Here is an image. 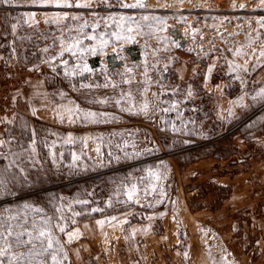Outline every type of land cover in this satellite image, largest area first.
<instances>
[{
  "label": "rangeland",
  "instance_id": "obj_1",
  "mask_svg": "<svg viewBox=\"0 0 264 264\" xmlns=\"http://www.w3.org/2000/svg\"><path fill=\"white\" fill-rule=\"evenodd\" d=\"M261 2L145 0V8L135 9L120 7L119 0L108 4L91 0L90 8L34 7L30 0L0 5V54L44 71L28 81L31 106L34 81L41 84L37 93H46L51 105L68 103L72 109L78 105L106 114L92 122L81 112L73 116V126L53 125L36 118L28 104L25 112L11 117V123L1 128L0 139L10 140L13 152L22 151L18 144L26 148L35 130V163L25 162L27 171L20 174L16 194L0 197V212L22 210L25 203L43 208L49 216L54 205L63 206L68 217L72 209L81 212L74 217L75 224L64 222L66 232L79 230L71 243L56 229L63 245L57 257L63 260L67 254L63 264H264V101L251 99L264 87ZM27 13H35L38 22L25 23ZM56 13L80 16V21L65 22L74 27L83 21L92 24L94 14L166 20L163 26L152 22L155 32L135 36L134 42L120 43L113 37L106 54H86L93 72L66 76L60 61L67 59L69 67L77 61L67 52L58 57L61 48L54 39L61 35V26L45 20ZM142 23L143 31L149 32L148 22ZM103 28L101 20L97 31ZM46 47L47 53L42 51ZM53 57L58 58L52 61ZM146 60L156 69L150 67L153 83L145 95ZM125 67L133 69L132 74L121 76ZM129 78L131 83H125ZM173 89L178 91L173 94ZM242 95L247 105L243 108L234 103ZM39 99L35 104L43 108L46 103ZM145 99L147 115L139 112ZM172 102L177 104L175 110L162 111ZM56 112L64 114L65 109ZM69 136L72 142L66 143ZM73 154L79 159L74 160ZM6 163L0 161V166ZM149 169L160 178H149ZM131 183L140 190V204L124 203ZM80 200L89 203H77ZM93 207L102 211L91 212ZM112 216L117 219L107 222ZM98 220L106 223L101 226Z\"/></svg>",
  "mask_w": 264,
  "mask_h": 264
},
{
  "label": "snow or ice",
  "instance_id": "obj_2",
  "mask_svg": "<svg viewBox=\"0 0 264 264\" xmlns=\"http://www.w3.org/2000/svg\"><path fill=\"white\" fill-rule=\"evenodd\" d=\"M99 2L108 4V0H99ZM120 7L123 8H145L147 5L145 0H136V3L126 4L123 3V0H119ZM0 5L13 6L14 0H0ZM30 5L34 7H53V8H90L92 6L91 0H85L84 3H80L77 0L76 3H72L71 0H30ZM110 6V5H109ZM233 7H236L233 5ZM241 8L244 5H240ZM260 7H264V0H262ZM82 18L80 16H69L67 13H56L45 18L48 23H55L58 26H61V35L54 39L55 42L60 44V52L58 57H63L64 53H70L72 57L76 59V64L69 67V62L67 59H62L60 62L65 65V75L66 76H76L83 75L85 72L91 73L93 69L90 68L86 62V54L96 55L97 53L106 54L105 50L109 46L110 40L114 37L116 42L128 43L134 42L135 36H151L155 32L152 22H155L157 25L163 26L166 20V17L161 16H148L142 15L139 19H136L132 16L121 15L119 17L115 15H108L107 17H98L94 14V20L92 24H89L88 21H83L79 26L74 27L67 21H80ZM104 21V28L102 31H97L100 28V21ZM24 22L29 25L35 24L38 21L35 19V13H27L24 17ZM111 22V24H109ZM142 22H148L147 26L149 27V32H144L143 27L145 26ZM261 26H264V19L258 21ZM114 26V29L112 30ZM17 24H12L13 32L16 30ZM91 28L92 32H86L85 29ZM64 29H67L65 32ZM163 30V28H161ZM107 37V38H106ZM94 41L95 43L91 46L85 45L84 41ZM47 53L49 49L46 47L42 50ZM241 54V53H237ZM261 57H264V52L260 53ZM58 57H53L52 61H55ZM257 65H259V59L257 60ZM52 66V65H50ZM156 69V64L149 65L147 60L144 63V84L143 94L146 95L148 91V85L153 83L151 77L149 76V70ZM168 65L164 66L165 71L167 70ZM230 67H233L230 65ZM240 66H234L239 68ZM247 71V69H244ZM212 68L208 69V72L211 73ZM133 69L125 67V73H121V76L125 74H132ZM162 76V73H158ZM236 79L240 80L241 77L237 76ZM125 83H131V78L124 80ZM243 83V81H241ZM159 84V81H155ZM111 84V81L106 83L104 87H108ZM82 87H91L90 85H81ZM115 87L114 84H112ZM163 87V85H161ZM178 89H173V94H175ZM131 97V93L127 94ZM157 95V94H153ZM193 95L191 87L187 89V96L191 97ZM246 95V94H245ZM245 97L242 95L238 101H235V104H238L240 107H247L244 104ZM252 101L255 103L257 101H264V87L259 88L255 95L251 97ZM100 103H105L106 101H99ZM117 104L120 103V100L116 101ZM177 107L176 102H172L170 108L162 109V111L167 112L170 110H175ZM149 110V103L145 99L144 103L141 105L139 112L147 115ZM121 111L131 112V108H122ZM83 114V118L88 120L91 118L92 122H97L98 116H106L104 113H95L91 111H84L79 108L77 105L75 108L69 110V122H75L72 117L77 116V114ZM35 114V112H33ZM139 114V113H137ZM231 109H229V115H233ZM79 118V117H78ZM63 119V116H61ZM11 123V121H7ZM26 127V125H25ZM32 141L25 148L23 145L18 144V147L23 149L22 151L13 152L11 148H8L10 145V140L0 139V149L8 148V151H0V161H7L6 164L0 166V197L7 195L16 194V188L19 183H21L20 174L27 171L25 168V162L35 163L33 159L36 153V143H37V133L35 130L32 131ZM66 143L72 142V137L69 136ZM46 143V142H45ZM86 143V141H85ZM54 147V144L52 145ZM99 152V148L96 149ZM27 154V155H25ZM73 159L77 160L75 154H73ZM119 159V157H117ZM18 169L19 171H14ZM148 177H155L159 179V174L153 172L151 169L148 170ZM28 179L27 176L23 177V181L26 182ZM143 181V177L140 178ZM139 189L136 183H131L129 187L125 189L124 194L127 196V200L124 201L126 204L135 203L140 204L141 201L138 198ZM148 189H144L145 194H147ZM152 191H155L153 188ZM160 201H157L159 203ZM80 204H88L87 200L77 201ZM109 206H112V201H108ZM71 209V205H68ZM52 215L49 216L43 208L34 207L30 204H23L21 209H4L3 212H0V264H48L49 257L51 258L52 264H63V260H67V254H63V260L58 259L57 253H63V245L60 243L59 236L57 235L56 229H58L60 234H66L68 236V243H71L73 238L78 236L79 230L75 232H66L67 224L64 223L68 220H71V223L75 224L76 220L74 217L80 216L81 212H76L72 209V217L65 215L63 211V206L57 207L53 206ZM102 209L98 207L91 208V212H99ZM37 214H42V219L37 220L35 216ZM116 216L110 217L107 222L116 220ZM151 219V217H149ZM123 222H127L126 220ZM106 223L105 220H98L97 224L103 226ZM23 249V251H20ZM187 255V254H185Z\"/></svg>",
  "mask_w": 264,
  "mask_h": 264
},
{
  "label": "built area",
  "instance_id": "obj_3",
  "mask_svg": "<svg viewBox=\"0 0 264 264\" xmlns=\"http://www.w3.org/2000/svg\"><path fill=\"white\" fill-rule=\"evenodd\" d=\"M44 71H34L32 66L23 64L17 58L7 59L0 54V135L7 121L29 104L28 81L31 77L42 76Z\"/></svg>",
  "mask_w": 264,
  "mask_h": 264
},
{
  "label": "crops",
  "instance_id": "obj_4",
  "mask_svg": "<svg viewBox=\"0 0 264 264\" xmlns=\"http://www.w3.org/2000/svg\"><path fill=\"white\" fill-rule=\"evenodd\" d=\"M41 87V84H39L38 82H34L31 81L30 82V97L31 99L34 98V103H30V98H29V105L30 108L32 107V111L35 110L36 113V118L40 119V120H46L48 123L53 124V125H63L66 124L67 126H73L74 122H69V110L72 109V107H69L68 103H63V104H50V100L48 99V97H46V93H37L38 91L41 92V90L39 89ZM40 98L39 100H43L46 104L42 107H40L39 105L35 104V100L37 98ZM41 100V101H42ZM59 107H63V109H65V113L61 114L59 112H56L57 108ZM34 112V111H33ZM39 112H42V114H39ZM45 113H47L45 115ZM42 116V117H41ZM61 116H63V119H61ZM73 119V117H72ZM74 120V119H73ZM74 130L75 127H73ZM85 142V140H84ZM87 144V143H84Z\"/></svg>",
  "mask_w": 264,
  "mask_h": 264
}]
</instances>
